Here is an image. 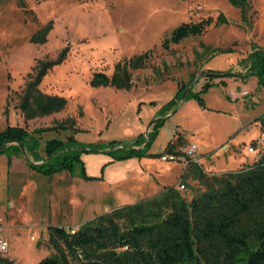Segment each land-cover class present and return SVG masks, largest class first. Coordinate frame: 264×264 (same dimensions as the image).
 Segmentation results:
<instances>
[{
	"label": "rangeland",
	"instance_id": "374dc122",
	"mask_svg": "<svg viewBox=\"0 0 264 264\" xmlns=\"http://www.w3.org/2000/svg\"><path fill=\"white\" fill-rule=\"evenodd\" d=\"M249 3L241 19L230 0H0V131L8 125L34 130L41 155L46 140L72 135L80 158L70 170L45 174L28 166L34 161L25 148L13 157L10 148L0 151V236L8 244L2 256L37 264L55 253L48 241L50 225L78 227L115 208L149 204L170 189L189 200L207 190L219 170L241 168L260 156L264 140L257 142L260 130L252 119L262 103L240 106V100H231V81L212 84L199 97L191 92L173 113V107L163 110L197 72L227 73L236 63L243 68L254 48L264 45V0ZM207 17L212 21L201 33L170 39L183 21ZM43 27L47 31L37 38L45 35V42L31 40ZM62 48L64 58L37 87L65 97L66 105L25 118L20 104L36 63L56 59ZM148 50L146 65L131 70L129 89L92 84L96 73L110 76L117 62ZM200 80L199 87L205 78ZM160 113L162 125L146 153L120 156L124 145L116 142L143 136L145 143L147 125ZM60 123L68 126L35 132ZM172 141L174 150L195 143L197 161L189 157L185 169L182 155L161 159Z\"/></svg>",
	"mask_w": 264,
	"mask_h": 264
},
{
	"label": "trees",
	"instance_id": "16d2710c",
	"mask_svg": "<svg viewBox=\"0 0 264 264\" xmlns=\"http://www.w3.org/2000/svg\"><path fill=\"white\" fill-rule=\"evenodd\" d=\"M230 2L239 7L243 19L250 8L249 0ZM216 20L220 22V14ZM211 21V17L183 21L172 31L170 39L178 42L185 36L197 35ZM47 29L41 28L30 39L45 42V35L40 38L37 35L45 33ZM168 43L169 39L166 38L163 46L168 47ZM65 53L62 48L56 59H43L36 63L35 73L30 75L20 104L25 118L59 111L66 105L65 97L47 94L37 87L47 70L61 61ZM150 56L151 50H148L129 60L119 61L112 75L98 72L92 84L129 89L131 70L144 67ZM247 60L250 61L247 74H258L264 83V50H253ZM193 78L182 83L174 96L163 104L164 111L172 107V111L176 109L183 90ZM207 86L205 84L202 90ZM202 90L194 92L190 89L187 95L192 92L199 97ZM158 115L161 116L152 124L145 146L136 147L143 144V136H137L125 144L116 142V145H124V152L120 156L146 153L151 136L156 135L164 119L163 113ZM261 125L264 132V119ZM66 126L60 123L58 126L36 129L35 132ZM33 131L8 125L0 131V145L9 140L21 141L33 161L51 156L41 163L27 161L29 167L45 174L70 170L74 161L80 160L75 150L78 143L72 135L66 140H46L44 155H41ZM175 146L176 142H171L167 150L180 154L181 151L173 149ZM5 148L12 149L11 156L22 152L16 143ZM196 171L200 178L206 177L203 171ZM168 191L164 197L149 204L125 205L100 214L81 223L74 234L64 226L50 225L48 241L55 253L42 258L37 264H72V260L74 264H264V151L251 164L211 176L210 187L189 200H185L178 191ZM0 264L18 263L0 253Z\"/></svg>",
	"mask_w": 264,
	"mask_h": 264
},
{
	"label": "crops",
	"instance_id": "0c3cea01",
	"mask_svg": "<svg viewBox=\"0 0 264 264\" xmlns=\"http://www.w3.org/2000/svg\"><path fill=\"white\" fill-rule=\"evenodd\" d=\"M260 48L264 50V45L259 46V47L256 46L254 48V50L260 49ZM247 57L249 58V55ZM249 65H250V61H248V60L246 62V66L243 68H240L238 63H236V65H234L231 68V72L222 73V74H225L222 77L203 76L205 78L204 83L199 87L198 85L201 81L199 78V80L193 85L192 91L197 92V91L202 90L204 88L205 84H208L207 87L211 88L209 86L212 84H213L212 86H214L215 84H220V83L227 84L228 81H231L233 83V90H231L233 94H230L231 100H240V102H239L240 106H241L242 102L244 103L245 106H248L247 103H250L249 101H251V103L256 104L258 102V100H260L262 103V107H261L262 111H258V113H253L254 118L252 119L253 120L252 122L255 124L256 128H258L260 130L259 138L256 140L258 143H262L264 140V134L261 132V129L263 128L261 125V120L264 119V115H263L264 114V83L261 81L258 74H256V73L247 74V70L249 68ZM239 79H241V80H239ZM248 79H250V81H252L251 87H248L246 85ZM176 91H177V89L174 91V94L176 93ZM160 116L157 115V118H159ZM226 146L227 145H224L223 148H225ZM136 147H138V146H136ZM175 150H180L181 152H183V148L179 149L177 147ZM255 150L256 149L254 147V150L252 152H254ZM13 156L14 155H12V157ZM258 157H259L258 154H256V156L252 160H247L243 163L244 164L250 163V161H254V160L258 159ZM243 163H242V165H244ZM186 168H187V166L185 167V169ZM238 168L239 167H236V168L230 169L229 171L237 170ZM222 171H224V170H219V172H222ZM214 172H216V171H214Z\"/></svg>",
	"mask_w": 264,
	"mask_h": 264
},
{
	"label": "water",
	"instance_id": "95a60500",
	"mask_svg": "<svg viewBox=\"0 0 264 264\" xmlns=\"http://www.w3.org/2000/svg\"><path fill=\"white\" fill-rule=\"evenodd\" d=\"M223 75L225 74H222V73H214V72H210V71H199L195 74L194 78L189 82V84L186 86V88L183 90L181 96H180V99H179V103H178V106L183 102V100L185 99L188 91L190 89H192L193 85L199 80L200 77H203V76H212V77H222ZM177 109V108H176ZM175 109V110H176ZM175 110H173L171 113H173ZM170 113V114H171ZM156 120V118L154 120H152L148 125H147V128H146V131H145V136H146V142L143 143L142 145L138 146L137 148H141L143 146H145L148 142V138H149V131H150V128L152 126V124L154 123V121ZM11 143H16V144H19L20 147L22 148V150L24 151V145H23V142L21 141H17V140H12V141H6L4 142L2 145H0V151L5 148L7 145L11 144ZM25 152V151H24ZM51 156H47L45 157L44 159L40 160V161H34V163H41V162H45L47 161Z\"/></svg>",
	"mask_w": 264,
	"mask_h": 264
},
{
	"label": "built area",
	"instance_id": "2783aa9c",
	"mask_svg": "<svg viewBox=\"0 0 264 264\" xmlns=\"http://www.w3.org/2000/svg\"><path fill=\"white\" fill-rule=\"evenodd\" d=\"M196 150H197V146L195 143H191L189 144L188 146H185L183 148V154H176L174 152H170L168 154H163L161 155V159H175V158H178L182 155V160L184 161L185 163V166L188 165V162H189V157H192V160H194L195 162L197 161V158H195L194 154L196 153ZM249 151H253V147H249L248 148ZM184 155V156H183ZM179 187L183 188L184 187V184L183 183H180L179 184ZM78 229V227H69L67 228V231L71 234H74L76 232V230ZM7 241L2 238L0 236V252H3V251H6L7 249Z\"/></svg>",
	"mask_w": 264,
	"mask_h": 264
}]
</instances>
